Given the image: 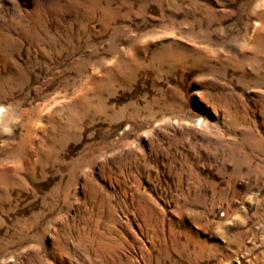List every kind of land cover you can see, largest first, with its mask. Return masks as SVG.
<instances>
[{"label": "rangeland", "instance_id": "rangeland-1", "mask_svg": "<svg viewBox=\"0 0 264 264\" xmlns=\"http://www.w3.org/2000/svg\"><path fill=\"white\" fill-rule=\"evenodd\" d=\"M0 264H264V0H0Z\"/></svg>", "mask_w": 264, "mask_h": 264}, {"label": "bare ground", "instance_id": "bare-ground-1", "mask_svg": "<svg viewBox=\"0 0 264 264\" xmlns=\"http://www.w3.org/2000/svg\"><path fill=\"white\" fill-rule=\"evenodd\" d=\"M5 111H3V109H2V111L0 112V119H2V116H3V113H4Z\"/></svg>", "mask_w": 264, "mask_h": 264}]
</instances>
